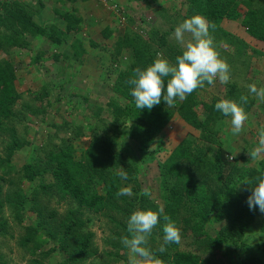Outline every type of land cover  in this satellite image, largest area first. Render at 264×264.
<instances>
[{
  "label": "trees",
  "instance_id": "trees-1",
  "mask_svg": "<svg viewBox=\"0 0 264 264\" xmlns=\"http://www.w3.org/2000/svg\"><path fill=\"white\" fill-rule=\"evenodd\" d=\"M62 1L69 6L78 0ZM136 1L140 3L142 0ZM144 1L149 5V0ZM181 1L182 5L186 6L183 19L190 18L195 14L204 16L210 25L214 26L212 29L214 40H220L217 42V46L220 43H228L236 47L233 52L221 50L224 59L228 61L227 63L232 66L240 63L239 60L242 59L243 63L241 64L246 65L244 69H247L250 61L244 57L250 56L249 47L243 40L225 31L221 27V23L228 18H242L246 32L264 43V0ZM42 8H45L43 0H38L35 5L21 0H0L1 54L9 55L13 49L33 51L35 43L46 41V44L63 49L66 44L72 43L73 56L78 61L79 59L83 60L82 52L86 51L82 48L81 41L76 38V34L82 30V20L75 14V10L55 9V12L66 23L65 27H60L56 24L40 25L34 20ZM243 8L245 9L243 10ZM162 10L166 9L162 8ZM165 12L169 17L176 15L169 11ZM177 15H180L179 10ZM129 18L128 20H131L132 17ZM151 31L154 30L147 31L148 39L135 31L120 35L107 50L113 66L121 61L125 50L131 52L132 58L115 79L114 89L123 97L124 101H113L109 104L114 117L113 134L106 133L100 139L95 138L97 146L101 144L99 148L102 150L101 153L94 148H88L78 156L72 144L63 142L54 148L55 150L43 149L44 157L29 158L23 167L26 181L33 183L38 177L44 178L48 174L51 175V182L42 181L34 189L31 197L21 189H8L5 191L6 193H3L4 187L0 186V234L13 236L9 233V220L4 214L5 207H9L15 223L23 230V235L19 236L17 244L26 252H30L31 255H35L42 245L39 238L46 237L48 241L54 242V246L48 251L42 252L43 256L48 257L54 251H59L64 255L62 264H83L95 257L98 251L92 245V234H80L83 222L79 221V216L70 211L69 216L59 217L60 215L55 209L50 207V200L57 199L64 202L69 200L79 208L96 214L106 210L110 211V209L123 211L116 203V200L122 198L118 195L122 179L119 173L121 171L127 173L134 169L128 163L126 156L115 146L119 138H125V134L118 124L119 120L123 117L128 118L129 125L124 131H129L132 140L139 144L137 146L139 153L144 154L145 151L155 161L157 149H150V146L178 115L186 124L199 130L200 136L198 140L192 135H187L171 150L167 159L161 162L164 176L174 181L171 185L166 183L164 185V189L169 193L168 199H164L165 215L174 222H182L185 226L184 229L192 230L196 237H206L205 241H209L207 244L209 249L222 244L241 247L238 248L240 259L236 260V264H263L264 250L262 254L255 253L249 245L251 237L247 238L246 236L260 215V211L258 208L249 209L247 198L251 194L252 186L244 180L254 182L258 176L264 175V160L259 166H251L248 158L244 156L245 149L241 153L233 149L232 138H229L232 131L228 128L230 117H225L214 109L215 103L220 100L217 96H212L211 102L199 101L205 111V118L203 120L199 118L197 113L198 93L205 92V87L211 85L215 86L216 90L221 89L215 85L216 81L211 85L205 82L203 87L198 88L184 101H179L172 107H168L163 100L151 110L139 109L135 106L134 98L131 95L133 86L129 83L135 69H144L157 58H167L171 63H175V58L182 53L179 46L169 41L166 33L156 32L157 39L153 40ZM115 32H117L115 27L107 26L102 30V35L111 38ZM252 51L253 54L264 56L258 51ZM46 52V50L39 49L33 62H38ZM54 56L56 60L62 57L68 58L61 52ZM233 70L232 66L230 72ZM244 79L248 83H255L253 78ZM16 80L14 61L1 58L0 134L4 129L5 121L16 115V106L20 98L15 87ZM248 83L246 86L240 87L239 83L232 80L224 86L222 91L227 88L223 99L236 100L237 102H239L240 96H247V102L243 106L246 113L250 114L258 101L256 95L248 93ZM45 90V93H48L49 87L45 86ZM24 108L33 114L36 112L35 107L30 104H24ZM226 133L229 136L224 139L223 135ZM17 147L19 144L14 140L13 148ZM160 147H162L160 144L156 146V148ZM250 150L248 153H252V147ZM138 151H136V156ZM134 155L133 153V157ZM144 155L142 157L145 158ZM101 188H103V193L100 191ZM143 198L145 199V197ZM28 211L33 212L35 219L28 226H23V219L27 218ZM216 223H221L223 226L216 229L214 237L207 235L206 226H214ZM261 230L263 233L261 242L264 245V219ZM171 246L176 249L175 243ZM246 248H251L253 252L250 255L247 254ZM229 253L231 256L233 255V252ZM163 257L166 261L165 264H216L210 259L202 261L194 253L177 249ZM34 263L43 264L39 260Z\"/></svg>",
  "mask_w": 264,
  "mask_h": 264
},
{
  "label": "rangeland",
  "instance_id": "rangeland-1",
  "mask_svg": "<svg viewBox=\"0 0 264 264\" xmlns=\"http://www.w3.org/2000/svg\"><path fill=\"white\" fill-rule=\"evenodd\" d=\"M21 1L31 2L34 5L38 3V0ZM112 1H116L124 9L127 21L120 24L116 15H113L107 6L103 5L102 0H92V3L98 5V9L93 7V13L99 16L98 20L103 19L107 22L102 23L104 27L101 29L104 30L105 27L111 25L117 29V32L111 38L104 37L102 32L93 33L91 37L90 33L84 32L87 36H82L84 38V44L81 42L82 48L86 51L85 53L82 52L83 60L79 59L78 61L73 56L72 43L66 44L63 49L52 44H46V41H39L33 45V51L13 49L9 55L0 52V59L6 58L14 61L17 75L15 87L20 94L16 106V115L5 121L4 129L0 134V186L4 187L3 193H6L5 191L8 189H21L31 197L34 189L42 181L51 182V175L47 174L44 178L38 177L33 183H29L26 181L23 171V167L29 158L44 157L43 149L45 148L54 149L66 142L75 147L78 156L88 148H94L98 152L102 151L99 150L101 144L97 146L95 138L100 139L106 133L113 134L114 117L111 112L112 107L109 104L113 101H124L123 97L114 89L115 79L117 74L131 62L132 58L131 52L125 50L121 61L113 66L107 50L117 40L118 36L135 31L148 39L147 31L153 29L154 31L150 32L153 40L157 39L156 32L160 31L159 34L166 33L169 41L182 50L185 43L190 40L188 33H185L184 42H178L174 36L175 27L184 21L183 17L186 12V6L182 5L181 0H149V5L144 0L140 3L136 0ZM43 2L45 7L48 3L51 4V7L42 8L34 20L40 25L56 24L65 27L66 23L62 20L58 21V14L55 9L71 11V6L62 0H43ZM162 8L176 15L169 17ZM178 10L180 11L179 16L177 15ZM128 17H132L131 20H128ZM242 21V18H228L221 23V27L225 31L243 40L249 47L248 52H250V56L244 57L250 61L248 68L244 69L246 65L241 64L243 63L242 59L239 60L240 63L233 64L234 70L230 72L231 78L228 83L233 80L239 83L238 85L241 87L248 83L244 78H253L256 85L258 84L257 87L261 88L264 87V56L253 54L252 50L264 54V43L250 36ZM99 29L100 27L97 26V31ZM79 40L81 41L80 37ZM219 41L215 39L216 45ZM235 48L234 45L228 43H220L217 46L222 58L224 57L221 50L233 52ZM39 49L47 52L38 62H33V58ZM58 52L64 53L68 58L62 57L56 60L54 55ZM232 66L230 65V68ZM226 84L220 83L217 79L215 85L221 89L216 90L213 85L206 86L205 92L198 93L199 100L197 101L211 102L214 95L223 99L227 88L222 90ZM45 86L49 87L48 93H45ZM256 99L258 103L250 114L247 112L248 119L242 132L239 134L231 132L232 135L230 136L228 133L223 135L224 139L228 136L232 138V147L237 152L241 153L245 149L244 156L248 158L251 166H259L264 160V151L255 157L251 155V152L248 153L250 147L253 151L258 147L260 133L264 131V94L257 96ZM24 104L32 105L36 112L34 114L28 112L24 108ZM198 104L197 113L199 118L203 120L205 118L204 107L201 102ZM128 123L126 117L119 120L118 124L124 132L125 138H119L115 145L118 151L126 156L128 163L134 169V171H127V179H121V188H131L130 195L122 196L120 200H116L123 211L110 209V211L106 210L96 214L79 208L69 200L65 202L57 199L50 200V207L55 209L60 215L59 217L69 216L70 211L79 216V221L83 222L80 230L81 235L92 234L91 242L98 252L95 257L83 264H129V250L121 244L120 237L128 235L127 221L130 214L135 210H156L159 207H163L165 210L164 199H168L169 193L164 189V185L165 183L171 185L174 181L164 176L161 162L167 159L171 150L187 135H192L198 140L200 136L199 130L186 124L181 117L176 115L170 125L157 136L156 141L150 146V149H157V159L154 161L151 155L146 154L145 151V155L142 152L139 153L137 148L139 144L132 140L129 131H124L127 130L125 128L129 125ZM228 128L231 130L230 123H228ZM14 140L19 144V147L13 148ZM158 144L162 147L156 148ZM136 151H138L137 156ZM133 153L135 154L134 157ZM100 191L103 193V188ZM4 214L9 220V233L13 236L0 234V264H35L34 261L36 260L42 261L43 264H62L64 255L59 251H54L48 257L43 256L42 252H46L54 246V242L48 241L46 237L39 238L42 245L35 255L23 250L17 244V239L23 235V230L15 223L9 207H5ZM27 215V218L23 219V226H28L35 219L33 212L28 211ZM58 219L61 221L60 218ZM263 219L264 213L260 212L246 234L247 238L251 237L249 245L258 254H262L264 250L263 242H261ZM163 223L165 221L161 220L148 237V247L156 252L161 264L166 262L163 255L173 253L176 249L194 253L202 261L210 259L216 264H236V260L240 259L238 251L241 247L222 244L209 249L207 246L209 241H205L206 237H196L192 230L184 229L185 226L182 222H176L181 229V240L176 244V249H173L171 244H164ZM220 226L223 225L221 223H216L214 226L207 225V235L214 237L216 229H219ZM161 246L164 247L163 252L159 251ZM246 250L249 255L253 252L251 248H246ZM230 251L233 252L232 256Z\"/></svg>",
  "mask_w": 264,
  "mask_h": 264
},
{
  "label": "clouds",
  "instance_id": "clouds-1",
  "mask_svg": "<svg viewBox=\"0 0 264 264\" xmlns=\"http://www.w3.org/2000/svg\"><path fill=\"white\" fill-rule=\"evenodd\" d=\"M208 20L195 14L185 19L175 27L174 36L178 42H184L185 33L190 34V40L185 43L182 53L171 63L167 58H157L144 69H135L129 83L133 86L131 95L135 106L139 109L151 110L163 100L168 107L174 106L179 101H184L188 95L207 82L213 84L217 79L222 84L231 78L230 65L220 56L217 49L212 29ZM247 91L252 95L264 94V87L258 88L255 83L247 85ZM248 97L242 95L239 102L231 99H220L215 103L214 109L223 116L230 117L231 131L233 134L242 132L248 115L244 104ZM264 151V131L260 133L259 145L251 153L253 157ZM119 176L127 179V173L121 171ZM252 186L251 194L247 198L250 210L259 209L264 213V175L258 176L254 182L244 180ZM131 194L130 187H122L118 195ZM161 220L164 244H178L181 240L179 225L165 215L164 208L156 210H135L127 221L128 235L120 237L121 244L129 250V264H161L154 250L148 247V237L153 228ZM160 252L164 251L161 246Z\"/></svg>",
  "mask_w": 264,
  "mask_h": 264
},
{
  "label": "crops",
  "instance_id": "crops-1",
  "mask_svg": "<svg viewBox=\"0 0 264 264\" xmlns=\"http://www.w3.org/2000/svg\"><path fill=\"white\" fill-rule=\"evenodd\" d=\"M91 1L92 0H84V1L83 0H78V1L74 2L73 4H69V6H71V11L75 10V14L79 18H81V20H82V30H81V32H79L76 35V38L79 39V37H80L81 42L83 44H84V41H83L84 38L82 36L83 35L87 36V35H85L84 32L90 33V37H91V35L93 36V33H96V32L100 33L103 30V29H101V27H104V26H102V23L106 22L103 19H101V20L99 19L98 20L99 16L96 15L95 13H93L94 12V8L93 7H96V9H98V5H96L95 3H92ZM49 7H51V4H49V3L46 4L45 8H49ZM57 19H58V21L62 20L59 15L57 16ZM97 26L100 27V29L98 31H97Z\"/></svg>",
  "mask_w": 264,
  "mask_h": 264
},
{
  "label": "built area",
  "instance_id": "built-area-1",
  "mask_svg": "<svg viewBox=\"0 0 264 264\" xmlns=\"http://www.w3.org/2000/svg\"><path fill=\"white\" fill-rule=\"evenodd\" d=\"M103 5L107 6V8L116 15V19L119 20L120 24H124L127 21L126 13L123 8L116 2L112 0H102ZM232 160V157H230Z\"/></svg>",
  "mask_w": 264,
  "mask_h": 264
}]
</instances>
